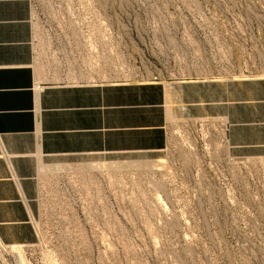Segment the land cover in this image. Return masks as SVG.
<instances>
[{
    "label": "rangeland",
    "instance_id": "374dc122",
    "mask_svg": "<svg viewBox=\"0 0 264 264\" xmlns=\"http://www.w3.org/2000/svg\"><path fill=\"white\" fill-rule=\"evenodd\" d=\"M73 3L32 0L36 66L73 51ZM259 61L248 72L159 76L264 77ZM168 137L163 159L42 169L38 239L0 243V264H264V157L231 158L219 119L171 121Z\"/></svg>",
    "mask_w": 264,
    "mask_h": 264
},
{
    "label": "crops",
    "instance_id": "0c3cea01",
    "mask_svg": "<svg viewBox=\"0 0 264 264\" xmlns=\"http://www.w3.org/2000/svg\"><path fill=\"white\" fill-rule=\"evenodd\" d=\"M179 1L214 10L220 24L233 25L263 0ZM32 20V0H0V243H36L42 169L163 159L174 120H222L231 158L264 157V77L96 83L77 51L36 66ZM222 42L221 52L192 56L196 64L180 65L181 72L256 69L257 55L230 37Z\"/></svg>",
    "mask_w": 264,
    "mask_h": 264
},
{
    "label": "built area",
    "instance_id": "2783aa9c",
    "mask_svg": "<svg viewBox=\"0 0 264 264\" xmlns=\"http://www.w3.org/2000/svg\"><path fill=\"white\" fill-rule=\"evenodd\" d=\"M72 8L79 32L73 51L97 83L162 82L159 74L181 72L179 66L192 56L221 52L226 36L257 55L264 68V0L251 4L248 16L233 25L220 24L214 10L179 0H74ZM188 21L213 27L204 45L165 38V26Z\"/></svg>",
    "mask_w": 264,
    "mask_h": 264
},
{
    "label": "flooded vegetation",
    "instance_id": "af4514ba",
    "mask_svg": "<svg viewBox=\"0 0 264 264\" xmlns=\"http://www.w3.org/2000/svg\"><path fill=\"white\" fill-rule=\"evenodd\" d=\"M162 30L165 38L196 42L209 39L214 31L213 27L208 24H199L191 21L170 24Z\"/></svg>",
    "mask_w": 264,
    "mask_h": 264
}]
</instances>
